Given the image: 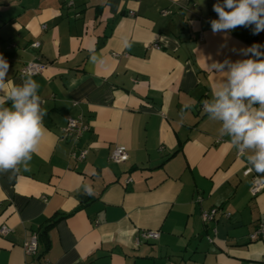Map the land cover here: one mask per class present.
<instances>
[{
	"label": "crops",
	"instance_id": "1",
	"mask_svg": "<svg viewBox=\"0 0 264 264\" xmlns=\"http://www.w3.org/2000/svg\"><path fill=\"white\" fill-rule=\"evenodd\" d=\"M216 2L0 0L8 78L19 84L25 63L45 64L32 78L47 109L27 170L0 173V225L12 229L0 264H264V238L250 239L264 191L250 196L245 158L201 103L223 79L208 65L248 58L264 31L213 34ZM68 117L88 126L77 142L61 136ZM116 146L123 163L109 161ZM79 149L80 162L70 157ZM52 220L48 251L25 255L24 241ZM142 230L159 238L135 247Z\"/></svg>",
	"mask_w": 264,
	"mask_h": 264
},
{
	"label": "clouds",
	"instance_id": "2",
	"mask_svg": "<svg viewBox=\"0 0 264 264\" xmlns=\"http://www.w3.org/2000/svg\"><path fill=\"white\" fill-rule=\"evenodd\" d=\"M213 11L218 17L209 21L213 34L238 27H252L254 35L264 31V0H217ZM262 49L264 45L254 43L242 50L246 59L208 65L212 71L223 73V79L212 89L211 98L201 102L208 117L220 122L219 135L230 138L228 143L245 158L248 170L256 173H264ZM90 61H98L94 51ZM9 67L0 54V173L18 172L19 166L27 170L46 131L43 119L47 109L42 107L46 102L39 95L40 84L31 73H24L21 83L16 84L8 78Z\"/></svg>",
	"mask_w": 264,
	"mask_h": 264
},
{
	"label": "built area",
	"instance_id": "3",
	"mask_svg": "<svg viewBox=\"0 0 264 264\" xmlns=\"http://www.w3.org/2000/svg\"><path fill=\"white\" fill-rule=\"evenodd\" d=\"M30 47L37 49L39 47L38 42L31 43ZM45 64L40 61H32L25 63L18 71V75L22 77L24 73H31L32 77L40 74L45 69ZM88 130V126L85 125L81 117H68L66 119V124L61 130L62 138H68L73 142H77L81 139L84 132ZM87 149L72 150L70 157L75 161H83L86 157ZM236 158L241 157V155L235 152ZM127 160V151L123 146H116L111 151L109 155V161L115 164L123 163ZM244 177H249L250 188L249 194L251 197H255L264 191V179L256 175L252 171L250 172L248 168H245L242 172ZM129 181V180H128ZM218 212L217 208H211L207 211H202L200 217L203 222L213 221ZM228 217L229 214H224ZM12 232V229L6 225H0V236H7ZM159 238V232L156 230H142L138 231L135 235L134 246L137 247L144 242H152ZM264 238V224H259L253 232L250 234V239ZM22 249L25 255L34 256L37 253L38 242L35 234H31L28 239H26L22 245Z\"/></svg>",
	"mask_w": 264,
	"mask_h": 264
},
{
	"label": "trees",
	"instance_id": "4",
	"mask_svg": "<svg viewBox=\"0 0 264 264\" xmlns=\"http://www.w3.org/2000/svg\"><path fill=\"white\" fill-rule=\"evenodd\" d=\"M56 220L50 221L47 225L40 227L35 233L37 235L38 247L42 249L44 255L49 249L48 231L55 224Z\"/></svg>",
	"mask_w": 264,
	"mask_h": 264
}]
</instances>
